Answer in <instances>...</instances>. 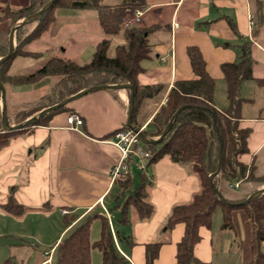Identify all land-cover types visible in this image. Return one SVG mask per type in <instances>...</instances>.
I'll return each mask as SVG.
<instances>
[{"label":"crops","instance_id":"1","mask_svg":"<svg viewBox=\"0 0 264 264\" xmlns=\"http://www.w3.org/2000/svg\"><path fill=\"white\" fill-rule=\"evenodd\" d=\"M31 1L0 0V8L19 9ZM121 1L102 0V3L116 5ZM143 2L144 7L136 9L142 12L138 24L154 28L147 34L152 44V56L141 61L143 71L138 75V82L142 85H160L162 88L142 101L135 122H132L133 126L138 127L137 124L141 123V127H147L154 113L165 102L174 81L194 78L186 53L188 46L199 48L206 68L215 80L214 103L218 107L226 105L225 82L220 65L239 60L244 48L252 59L254 77L264 78L255 74L254 64L258 63H254L250 53L253 46L262 48L264 52V42L259 32L264 19L260 26H250L248 19V14L253 12L258 3L264 15L262 0ZM52 14L54 25L80 23L79 31H71L76 41L69 47L54 44L56 48L51 46L50 53L46 50L38 51L41 53L38 57L17 55L8 64L7 75L28 73L53 56L77 60L74 62L88 61L96 43L105 38L102 37L103 32L94 9L58 7ZM85 21H96L94 23L98 24L100 36L96 41L85 42L91 36L88 27L83 24ZM79 40L82 44L78 43ZM121 42L122 37H114L110 49L113 44L115 47ZM28 50L37 51L31 48ZM55 51L57 54H53ZM221 81L224 88L217 100L216 87ZM53 82L54 78L47 75L31 83H4L7 113H13L47 96ZM252 83L255 82L243 81L241 93L244 87L249 88ZM129 94L127 88L88 92L68 102L64 109L52 111L45 122L35 126L31 132L13 136L0 147V237L10 236L15 241L4 244L23 245V241L32 239L37 243L33 246L39 247V242L45 241L44 234H50L49 248L55 247L70 227L90 213L97 215L90 224L92 241L99 237L93 240L91 235L100 231V218L104 217L112 230L118 250L132 264H145V245L152 242H160L152 264H174L176 244L183 234L184 225L177 223L169 229L162 227L166 226L172 206L189 202L200 189V183L188 163L174 162L165 155L150 165H147V160H143L144 168L139 169L136 165L138 158L133 156L128 169L132 188L138 183L139 172H143L150 180L148 196L153 211L148 218L139 219L133 205L128 204L125 208L126 219L120 220L128 191L122 192L118 180L112 181L109 174L110 167L119 158L118 149L111 143V137L115 130L127 127ZM249 98L253 99L243 108L242 119L239 121L240 127L250 130L247 138L248 152L241 154L239 160L247 165L253 164L254 175L261 178L264 176V116L260 115L261 111L247 114L246 110L247 107H254L255 110L254 105H259L258 111L264 108V91L257 103L256 98ZM69 113L79 115L82 124L69 126L66 121ZM132 165L138 170L137 180L130 173ZM218 187L224 199L238 200L264 188V181H242L235 187L223 180ZM10 193L22 206L19 214L4 207ZM129 206L133 209L131 216ZM64 209L69 210L68 215L74 216V220L67 226L63 223ZM215 214L218 216L213 219L211 231L202 228V237L194 246L195 256L212 264L215 261L213 228L219 229L220 210H216ZM242 217L240 213L235 214L236 227L239 222L240 229L246 233L247 224ZM36 230L42 232L38 234ZM225 246V243L221 246L223 250ZM261 249L264 252V241L261 242ZM43 251V258L37 264H50L54 248ZM222 255L226 257L227 253Z\"/></svg>","mask_w":264,"mask_h":264},{"label":"trees","instance_id":"2","mask_svg":"<svg viewBox=\"0 0 264 264\" xmlns=\"http://www.w3.org/2000/svg\"><path fill=\"white\" fill-rule=\"evenodd\" d=\"M47 0H32L28 5L19 9L5 8L0 14V20L11 18L13 23L37 11ZM143 0H123L116 5H107L102 0H55L51 7L43 12L31 28L28 23L19 26L14 34L16 40L14 54L0 66L2 83L23 84L37 81L43 76L54 78L51 92L44 98L35 101L29 106L22 107L13 113H7L11 124H18L35 115L40 110L56 104L65 97L94 85H109L128 82L133 87V110L131 123L139 113L142 101L159 91L160 85H142L138 82V75L143 71L141 61L152 56V44L147 34L154 27H145L141 24L122 27V18L132 15L136 9L143 8ZM94 9L97 12V21L105 35L94 47L91 58L85 62H74L60 57H50L39 67L28 72L7 75V65L17 55L38 57V54L22 48V45L38 38L54 16L49 15L55 8ZM262 6L259 3L255 10V26L262 23ZM13 25V24H12ZM11 25V26H12ZM120 36L123 42L117 43L113 55L109 49L114 37ZM3 35L0 31V56L8 51L7 43H2ZM7 45V46H6ZM194 78L174 81L169 89L165 102L154 113L143 132L149 138H157L169 121L174 111L182 105L183 108L173 120L172 127L163 140L155 145L146 144L150 151L147 165L155 163L168 155L177 163H188L197 176L200 189L194 193L187 203L175 204L166 220V228L174 224L184 225L183 234L176 244L174 264H212L202 261L194 254V246L201 239V229L209 231L213 225V215L220 210L219 229L235 234L234 215L241 211L246 217V224L250 232V246L255 249V256L241 264H264V252L261 242L264 241V193L251 199L247 203L238 200L225 199L230 204L222 202L214 192L220 181L233 183L235 181H249L261 178L254 175L253 164L247 165L239 160V156L248 152L247 138L250 130L239 126L242 119V110L252 99L241 93L243 81L253 80L258 86L264 84V78L254 77L252 73V59L244 48L243 54L237 61L223 62L220 65L225 82L226 105L218 107L214 103L215 80L206 68V62L197 46L186 48ZM6 69V70H5ZM203 106L208 110L191 106ZM65 108L61 106L53 112ZM40 118L35 124L27 125L15 130H3L1 127L0 111V147L6 144L10 137L22 135L45 122L51 113ZM214 118L217 130L221 137V168L216 176L210 180L209 175L217 169L218 140L213 127ZM138 127L141 123L137 124ZM122 192L128 191V197L123 204L121 221L126 219L125 208L127 203L133 205L139 219L148 218L153 205L149 201V178L139 172V180L132 188L131 178L127 172L123 179L118 180ZM219 190V189H218ZM220 192V191H219ZM6 210L19 214L22 210L10 193L4 203ZM97 217L96 214H86L80 221L67 230L54 248L55 264H91V250L97 248L101 254L100 264H132L117 248L106 218L101 217L99 237L90 239V224ZM74 220L73 215H64L63 223L69 225ZM122 237V236H121ZM21 244L28 245L23 241ZM160 242L145 245V264H152L157 255ZM50 248V249H51Z\"/></svg>","mask_w":264,"mask_h":264},{"label":"rangeland","instance_id":"3","mask_svg":"<svg viewBox=\"0 0 264 264\" xmlns=\"http://www.w3.org/2000/svg\"><path fill=\"white\" fill-rule=\"evenodd\" d=\"M11 1H13V0H11ZM21 1L24 2L26 0H21ZM262 1L264 2V0H262ZM256 3H257V1H256ZM255 10H256V8L254 7L253 12L252 13L250 12L252 14V17H253V25H255V21H256ZM0 12H1L0 14L5 13V8H2V9L0 8ZM50 15H53V14L49 13L48 16H50ZM128 16H130V15H128ZM11 18H14V16L13 17L11 16ZM11 18H9V19L3 18L0 20V31H1V34L3 35V39H2L3 44H5V42L7 43V39H8V35H9L11 27L14 25L15 22L20 20V19H18L13 23V20ZM262 18L264 19V15ZM34 21L35 20L28 22V24H29L28 28H31L34 24H36ZM54 21H55V19H54ZM54 21L49 24L47 30H45L38 38L32 39V40L24 43L22 45V48H25L26 50H28V48H31L33 50H37V51H33V52L37 53L38 56H40L41 53L38 51L43 52L46 50L45 52L50 53V51H51L50 47L51 46L55 47L54 44L56 46L61 45V46L69 47V45L71 43L76 41L74 34L71 35V31L72 32L79 31V28L81 27V25L79 26L80 23L65 26L62 24L54 25L53 24ZM94 22H96V21H93V23H89V21L83 22L85 27H88V31L91 33L90 39L89 40L87 39L85 42L96 41L98 39L97 37L100 36L99 26L97 23H94ZM259 28H260L259 29L260 38L264 42V24ZM102 37H105V35L103 33H102ZM14 43L16 44L15 38H14ZM78 43L82 44V41L79 40ZM251 48L252 49H251L250 53L253 56L254 63L255 62L258 63L256 65L254 64L255 74L260 75L261 77H264V52H263L262 48L257 47V46H253ZM109 53H110V55H113L114 44L112 45L111 49L109 50ZM53 54H57L56 51L53 52ZM74 61H77V60H74ZM7 67H8V65H7ZM221 82H222L221 84H220V82H218L217 87H216L217 88V100H219L220 92H222V90L224 88V83H223V81H221ZM3 85H4V83H3ZM249 88H251V89H249ZM249 88L244 87V90L242 91V95L245 94V95H248L249 97L256 98L255 103H257V101H259L261 98V92L264 91V84L262 86H258L257 84L252 83L251 87H249ZM250 92H252V94H249ZM254 106H255V110H254V107H252V109H250V107H247L246 113L247 114L248 113H257V112L261 111L260 115L264 116V108L262 110L258 111L257 109L259 107H257V106H259V105H257V106L254 105ZM6 110H7V107H6ZM0 111H1V105H0ZM12 137H10V138H12ZM130 173H131L132 177L137 180L138 170L136 169V167L134 165L131 166ZM121 179H123V178H121ZM236 182L240 183L239 181H236ZM230 185L233 186L234 182L230 183ZM123 204H125V203H123ZM128 204H130V203L128 202L127 205ZM128 210H129V214L131 216V212H133V209L131 208V206H129ZM237 213H240L243 216L242 218H244L245 222L247 221L245 215L241 211H237L236 214ZM216 214H218V213H216ZM216 214L213 215L214 216L213 219L217 218L218 215H216ZM65 215H67V214H65ZM234 223L236 225L235 215H234ZM240 226H241V224L238 222V224H237L238 229L236 230L237 227H235L236 232L234 235L231 234L229 231H221L219 229L215 230V227L213 228V231L215 233V236H214L215 248H214V254H213L215 261L213 262V264H241L243 261H246L249 258L255 256L256 247L254 246L253 248H251V246H250V232H249L248 226H246V233H245V231L240 229ZM164 227H166V226L164 225L162 228H164ZM37 232H38V234H40L42 231H37ZM94 235H95V233H93V236L91 235L93 240L99 236V230L97 231V234L95 236ZM225 235H228V236L224 237ZM50 236H51L50 234H48V235L44 234L43 239H45V241L39 242L40 243L39 247L33 246V245H37V243L35 244V241H33L32 239H28L27 241L30 243L28 245H25V246L24 245L9 246V245H6V244H8V242L14 243L15 241L11 240L10 236L0 237V264H37L43 258V255H42L44 253L43 250L47 251L50 249L49 248L50 242H48V240L50 239ZM4 243H6V244H4ZM224 243L226 245L225 250H223V247H221V246H223ZM223 253H227V256L223 257V255H222ZM90 258H91V264H100L101 263L100 251L97 248H93L91 250ZM50 264H55L54 253L52 254V260H51Z\"/></svg>","mask_w":264,"mask_h":264},{"label":"water","instance_id":"4","mask_svg":"<svg viewBox=\"0 0 264 264\" xmlns=\"http://www.w3.org/2000/svg\"><path fill=\"white\" fill-rule=\"evenodd\" d=\"M55 0H47L37 11L33 12L32 14H29L23 18H21L20 20H18L17 22L14 23V25L11 27L9 35H8V51L4 56L0 57V66L2 65V63L4 61H6L9 57H11L14 54L15 51V43H14V34L16 29L23 25L26 24L28 22H31L35 19H37L43 12H45L46 10H48L51 5L53 4ZM119 88H127L130 92L129 97V107H128V113H127V119H126V125L128 128L133 129L134 131L138 132V135L140 137V139L145 143V144H151V145H155L159 142H161L163 140V138L166 136V134L169 132V130L172 127V123L173 120L176 118V116L178 115V113L185 107H188V105H182L179 106L174 113L172 114V116L170 117L169 121L167 122V124L165 125V127L163 128L162 132L160 133V135L157 138H149L148 136H146L143 132V130H139L138 127H135L132 125V123L130 122L131 120V114H132V110H133V87L130 83L128 82H120L117 84H109V85H94V86H89L86 87L82 90H80L79 92L68 96L64 99H62L61 101L57 102L56 104H53L51 106H48L42 110H40L38 113H36L35 115L27 118L26 120H24L23 122H20L18 124H11L8 120V116H7V110H6V97H5V88L4 85L0 79V102H1V127L3 130H15L27 125H31V124H35L40 118H42L43 116H45L47 113H50L54 110H56L57 108L66 105L68 102L88 93L91 92L93 90L96 89H119ZM194 108H199V109H205L208 110L210 112V114L212 115V112L203 106H191ZM212 123H213V127L215 130V134L218 140V152H217V169L211 173L209 175L210 180H212L214 178V176L217 175V173L219 172L220 168H221V137L220 134L217 130L216 124H215V120L214 118L212 119ZM214 192L215 194L218 196V198L222 201L225 202L227 204H230V202H227L222 195L220 194L219 190L217 187H214ZM264 193V188L258 189L254 192H252L251 194H249L242 202L240 203H247L248 201H250L251 199L261 195Z\"/></svg>","mask_w":264,"mask_h":264},{"label":"built area","instance_id":"5","mask_svg":"<svg viewBox=\"0 0 264 264\" xmlns=\"http://www.w3.org/2000/svg\"><path fill=\"white\" fill-rule=\"evenodd\" d=\"M142 12L135 10V12L122 18L121 26L126 28L131 25H136L139 23ZM249 24L253 26L252 14H248ZM67 124L71 127L79 126L82 124V119L76 113H69L66 116ZM143 127H139L142 130ZM111 143L116 146L119 152L118 161L110 167L109 174L112 181L124 178L129 169V164L132 162L133 156L138 158L136 165L139 169L144 168L143 160H147L150 156V151L147 145L140 139L138 132L131 128H119L113 132L111 137ZM238 182H234L235 187H238ZM69 210H62V214H67ZM112 232V230H111ZM113 235V233H112Z\"/></svg>","mask_w":264,"mask_h":264}]
</instances>
